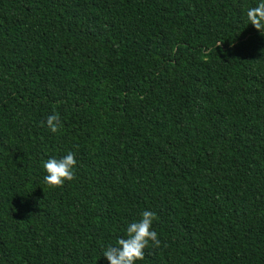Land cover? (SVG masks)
<instances>
[{
  "label": "trees",
  "instance_id": "trees-1",
  "mask_svg": "<svg viewBox=\"0 0 264 264\" xmlns=\"http://www.w3.org/2000/svg\"><path fill=\"white\" fill-rule=\"evenodd\" d=\"M259 2L0 0V264H109L144 210L137 264H264Z\"/></svg>",
  "mask_w": 264,
  "mask_h": 264
},
{
  "label": "clouds",
  "instance_id": "clouds-1",
  "mask_svg": "<svg viewBox=\"0 0 264 264\" xmlns=\"http://www.w3.org/2000/svg\"><path fill=\"white\" fill-rule=\"evenodd\" d=\"M247 20L261 35H264V0L250 7L246 12ZM219 43L217 44V46ZM204 50L205 55L208 54ZM46 125L52 133H56L62 127L59 113L53 112L46 117ZM77 159L74 152L69 151L61 158H49L43 163L47 173L44 176L45 183L52 188L62 187L65 181L75 179ZM157 214L151 210H144L140 219L129 223L126 227V236L119 238L114 245H108L103 251V257L109 264H137L145 256V249L151 244L154 248L161 247V240L156 231L152 229L153 222L157 220ZM167 247V245H164Z\"/></svg>",
  "mask_w": 264,
  "mask_h": 264
}]
</instances>
